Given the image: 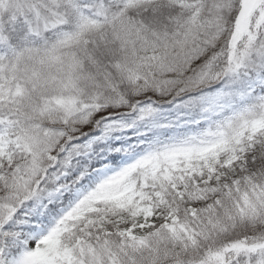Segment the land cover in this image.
Listing matches in <instances>:
<instances>
[{
  "label": "snow or ice",
  "instance_id": "obj_1",
  "mask_svg": "<svg viewBox=\"0 0 264 264\" xmlns=\"http://www.w3.org/2000/svg\"><path fill=\"white\" fill-rule=\"evenodd\" d=\"M0 264H264V0H0Z\"/></svg>",
  "mask_w": 264,
  "mask_h": 264
}]
</instances>
